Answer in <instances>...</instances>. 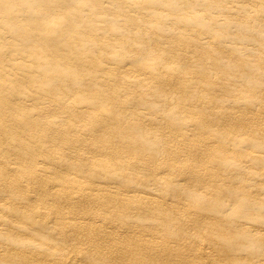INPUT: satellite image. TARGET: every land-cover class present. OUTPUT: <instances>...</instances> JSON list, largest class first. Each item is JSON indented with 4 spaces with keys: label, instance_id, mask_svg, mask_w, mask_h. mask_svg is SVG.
<instances>
[{
    "label": "bare ground",
    "instance_id": "6f19581e",
    "mask_svg": "<svg viewBox=\"0 0 264 264\" xmlns=\"http://www.w3.org/2000/svg\"><path fill=\"white\" fill-rule=\"evenodd\" d=\"M0 264H264V0H0Z\"/></svg>",
    "mask_w": 264,
    "mask_h": 264
}]
</instances>
